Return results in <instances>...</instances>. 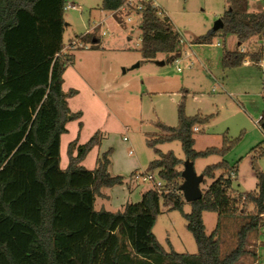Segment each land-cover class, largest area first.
Segmentation results:
<instances>
[{
    "label": "trees",
    "instance_id": "16d2710c",
    "mask_svg": "<svg viewBox=\"0 0 264 264\" xmlns=\"http://www.w3.org/2000/svg\"><path fill=\"white\" fill-rule=\"evenodd\" d=\"M227 1L229 7L220 18L223 34L235 36L239 44L264 34V10H253L249 0ZM123 4L124 0H102L100 9L117 12ZM65 9L66 0H0V264H236L248 254V240L258 233L264 215V172L257 174L255 192L232 197L234 169L224 160L205 168L203 182L205 178L214 182L184 214L197 254L167 252L152 233L162 213L160 199L168 211L182 212L184 206L179 189L183 161L156 145L179 141L185 159L194 163L209 155L224 157L236 142L225 137L221 148L196 152L193 130L206 119L187 117L181 110L176 128L164 126L159 138L147 140L158 156L147 171H158L161 185H152L138 203H128L122 211H95V199L103 189L129 185L135 174L128 179L111 176V150L97 159L93 170L81 165L99 145V132L83 145L78 144V134L68 144V167L61 169V138L68 133L70 120L82 117L81 112L71 113L67 101L78 92L63 90L64 72L73 63L62 54ZM137 13L144 60L165 54L174 61L180 36L169 20L149 6ZM82 38L91 42L94 36L88 32ZM263 53L224 51L221 64L237 67L246 57L258 63ZM258 124L264 132V112ZM78 125L81 130L82 122ZM216 171H221L218 178ZM246 206L253 210L237 231L236 247L220 259L216 232L206 234L203 213L230 217ZM144 218L151 222L141 228ZM141 230L145 247L139 249ZM252 256L257 257L255 252Z\"/></svg>",
    "mask_w": 264,
    "mask_h": 264
},
{
    "label": "rangeland",
    "instance_id": "374dc122",
    "mask_svg": "<svg viewBox=\"0 0 264 264\" xmlns=\"http://www.w3.org/2000/svg\"><path fill=\"white\" fill-rule=\"evenodd\" d=\"M101 1L66 0V6L74 3L77 9L66 8L64 12L68 25L63 35L62 54L67 60L73 59V63L64 72L63 90L78 92L67 101L71 113L81 112L82 117L70 120L69 132L62 136L61 169L68 167V144L78 134L79 145H83L99 132L101 141L82 162L84 168L93 170L97 159L111 150L108 170L111 176L128 179L133 173H147L149 163L158 158L147 140L159 138L164 126L176 128L183 110L187 117L206 119L204 124L196 125L198 131L193 130L196 152L221 148L225 137L236 140L224 157L209 155L196 159L195 172L201 175L206 167L224 160L236 173V176L230 175L234 178L231 196L255 192L257 174L264 172V132L257 124L264 112V58L254 63L246 57L250 65L243 62L228 68L222 66L221 59L224 51H241L242 47L246 54L264 51V37L260 35L239 44L235 36L225 35L221 29L209 38L215 22L229 7L227 0H157L164 12L162 17L179 33L175 58L178 63L170 61L165 54L146 61L140 52V15L102 11ZM249 1L253 10H264V0ZM88 32L96 42L82 38ZM206 37V41H199ZM79 122L83 124L81 130ZM156 148L162 153L172 152L183 161L179 166L183 171L186 159L179 141L158 144ZM148 173L159 179L158 171ZM215 175L218 178L221 171ZM213 182L205 178L200 189L207 190ZM128 183L134 188V181L128 179ZM137 183L140 190L152 186L140 180ZM183 201L182 212L168 211L160 199L162 213L157 216L152 233L167 252L194 255L197 245L184 217L191 212V206L184 197ZM95 210H99L98 203ZM252 210V206H246L240 214L230 217L203 213L206 234L216 232L220 259L235 249L237 231ZM150 222V218L142 219L141 228ZM143 235L141 230L139 249L145 247ZM246 248L251 253L236 264H264V215L260 217L258 233L249 238Z\"/></svg>",
    "mask_w": 264,
    "mask_h": 264
},
{
    "label": "crops",
    "instance_id": "0c3cea01",
    "mask_svg": "<svg viewBox=\"0 0 264 264\" xmlns=\"http://www.w3.org/2000/svg\"><path fill=\"white\" fill-rule=\"evenodd\" d=\"M70 5H74V3H70ZM66 25H68V24H66ZM258 36H260V35H258ZM261 36L264 37V34L261 35ZM255 38H257V36L251 38L249 40V42L252 41ZM94 42H96L95 39H94ZM244 50H245L244 47H242L241 48V52L245 53ZM231 51H233V50H231ZM254 53H256V52H254ZM249 54H253V53H249ZM262 58H264V53H263V57ZM250 63L251 62L248 61V60L244 61V65H250ZM260 118H261V116L259 117V119ZM257 124H258V122H257ZM258 126H259V124H258ZM67 128H68V126H67ZM197 131H198V128H197ZM68 132H69V130H68ZM135 175H138V173L135 174ZM137 180L138 179H136V178H134V180H133L134 183H135L134 184V188H132L131 186L125 184V185H121V186H115V187L110 188V189H103L101 191L102 195L100 197H96V199H95L94 209H95V206L98 203V208H99L98 211L103 209L105 211L114 213V212L122 211L123 208L125 207V205L128 204V203H138L141 200V196H142V194H143V192L145 190H140L138 188L140 185L137 183ZM131 200L134 201V202H131Z\"/></svg>",
    "mask_w": 264,
    "mask_h": 264
},
{
    "label": "water",
    "instance_id": "95a60500",
    "mask_svg": "<svg viewBox=\"0 0 264 264\" xmlns=\"http://www.w3.org/2000/svg\"><path fill=\"white\" fill-rule=\"evenodd\" d=\"M224 24L221 19L217 20L213 27V32L223 29ZM162 64V63H161ZM258 169V168H257ZM181 178L183 180L180 185V192L182 193L185 202L192 203L202 198V190L200 185L204 181V176L198 175L194 169V163L186 160L184 163V169L181 172Z\"/></svg>",
    "mask_w": 264,
    "mask_h": 264
},
{
    "label": "built area",
    "instance_id": "2783aa9c",
    "mask_svg": "<svg viewBox=\"0 0 264 264\" xmlns=\"http://www.w3.org/2000/svg\"><path fill=\"white\" fill-rule=\"evenodd\" d=\"M147 6L154 9L157 12V15L160 17H162V15L164 14L161 7L157 3V0H124V4L117 12H123L125 14H128L130 12L137 13L143 11V9H145ZM66 8L74 10L77 9V6L69 4L66 6ZM128 21H130V18H128ZM173 62L178 63V60L175 59ZM194 130L197 131V128H194ZM232 175L234 176V174ZM135 178L140 180L142 184L149 183L151 185H156V186L161 185V181L159 179L156 180L153 173H141L135 175Z\"/></svg>",
    "mask_w": 264,
    "mask_h": 264
}]
</instances>
